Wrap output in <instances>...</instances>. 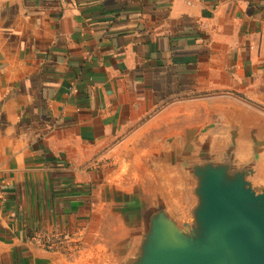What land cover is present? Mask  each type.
Listing matches in <instances>:
<instances>
[{
    "label": "crops",
    "instance_id": "obj_1",
    "mask_svg": "<svg viewBox=\"0 0 264 264\" xmlns=\"http://www.w3.org/2000/svg\"><path fill=\"white\" fill-rule=\"evenodd\" d=\"M228 95L264 111V0H0V249L94 251L117 150Z\"/></svg>",
    "mask_w": 264,
    "mask_h": 264
},
{
    "label": "water",
    "instance_id": "obj_2",
    "mask_svg": "<svg viewBox=\"0 0 264 264\" xmlns=\"http://www.w3.org/2000/svg\"><path fill=\"white\" fill-rule=\"evenodd\" d=\"M144 144L108 180L106 232L85 264H264V111L211 101ZM0 264L61 262L12 247Z\"/></svg>",
    "mask_w": 264,
    "mask_h": 264
},
{
    "label": "built area",
    "instance_id": "obj_3",
    "mask_svg": "<svg viewBox=\"0 0 264 264\" xmlns=\"http://www.w3.org/2000/svg\"><path fill=\"white\" fill-rule=\"evenodd\" d=\"M26 240L37 248L56 252L69 261L83 254L88 244L81 230L63 228L38 229L29 233Z\"/></svg>",
    "mask_w": 264,
    "mask_h": 264
},
{
    "label": "rangeland",
    "instance_id": "obj_4",
    "mask_svg": "<svg viewBox=\"0 0 264 264\" xmlns=\"http://www.w3.org/2000/svg\"><path fill=\"white\" fill-rule=\"evenodd\" d=\"M223 100H229V101H235V102L239 101V102H241L243 104L244 103H249V102H246L245 100H243L241 98H235L232 95H228ZM182 121H185V120H180V122H182ZM149 136H144V135H141L140 136L139 135L137 138L133 139L131 141V143L125 142V145L126 146L124 145L125 147L123 146V147H121V148H119L117 150V152H118L117 153V161H115V162H117V164L115 166L119 170L118 171V174L119 175H122L123 174L122 173V170L125 171L126 169H130L131 168V167H128V166H125V165L127 163H131V162H128V161L131 160V159H133L142 150L143 146L145 145L144 143L146 142V139ZM103 237L104 236H102V237L100 236L99 237V242L103 240ZM87 253L88 252H86V254ZM86 254H85V256L83 258H81V259L79 258L78 260L76 259L74 263L73 262H69L68 264H85V263H87L92 258V256L94 255V252L89 253L87 256H86Z\"/></svg>",
    "mask_w": 264,
    "mask_h": 264
}]
</instances>
